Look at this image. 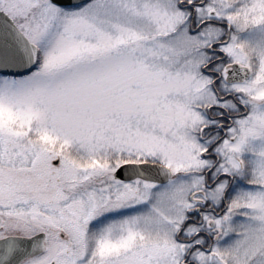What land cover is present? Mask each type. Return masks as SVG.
Instances as JSON below:
<instances>
[{
	"label": "snow or ice",
	"instance_id": "obj_1",
	"mask_svg": "<svg viewBox=\"0 0 264 264\" xmlns=\"http://www.w3.org/2000/svg\"><path fill=\"white\" fill-rule=\"evenodd\" d=\"M0 264H264V0H0Z\"/></svg>",
	"mask_w": 264,
	"mask_h": 264
}]
</instances>
